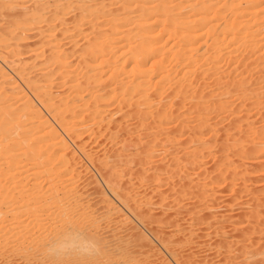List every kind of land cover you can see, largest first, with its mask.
Listing matches in <instances>:
<instances>
[{"label":"rangeland","instance_id":"1","mask_svg":"<svg viewBox=\"0 0 264 264\" xmlns=\"http://www.w3.org/2000/svg\"><path fill=\"white\" fill-rule=\"evenodd\" d=\"M118 1L120 2L113 0V5L116 4L113 6L112 0H0V98L6 103H1L0 99V111L9 114L16 121L12 129L21 125L20 131L16 133L13 131L8 140L0 144L10 147L23 141V144L34 140L42 141L43 137L46 140L54 129L61 133L58 147L65 145L69 147L70 152L75 150L76 161L71 165L75 169L73 172L78 175L75 186L78 190L83 187V190L86 189L82 190L85 193L83 197L86 198L85 195L88 194L90 202L96 203L95 201L101 199L97 193L106 192L105 203L93 207L94 214L109 212L106 215L108 224L105 226H108L106 237L111 249L108 253L110 260L107 258L106 264H264V89L260 94L261 99L257 100L250 97L246 101L238 99L239 92L238 95H234L235 97L228 99L229 111L218 112L214 110L216 105L211 104L212 101L209 102L217 95L216 82L212 81L216 73L210 72L205 75L206 80L195 82L197 86L200 83L206 86L197 87L195 83L193 84V90L200 92L206 89L202 92L205 96L212 94L206 96L208 103H204L203 108L209 105L207 109L186 104L182 110L175 111V117L169 116V120L166 117L167 121H161L160 124L154 122L152 111L157 107V97L160 93L163 96H167L168 93L166 83H162V91L156 97L158 92L155 87L167 76L168 80L173 82L171 84L181 77L178 75L180 68L178 71L173 69V64L169 66V63H177L172 60L175 59L179 46L175 39L162 36L166 24L159 21V14L146 12L140 19H150L141 23V28L152 26V29L151 33L143 37L153 40V48H156L159 54L155 59L152 57L143 69L154 68L151 66L154 62H160L161 66L157 74V70L151 73L153 77L146 88L148 92L146 97L149 98L148 102H151L149 103L151 105L137 106L138 109L135 110L136 101L132 98V93L128 90L124 94L119 91L120 85L127 89L129 86L139 85V77L135 81V77L126 75L128 70L133 68V63L128 69L120 67L124 71L118 77L104 68L107 75L104 76L102 85L99 84L100 86L98 85L90 94L83 92L72 103L76 110H80L85 102L89 106L91 104L100 108L103 106L109 111L115 109L122 111L110 119L114 121L124 118L121 123H115L118 128L110 124L108 129L105 128L107 131L100 130L99 134L103 139L99 138L98 134L96 135L98 138L95 137L96 141L92 136L90 138L88 134L79 131L76 126L81 118H86L89 110L79 113L78 116H81L79 119L75 118V121L74 114L71 116L70 113H62L63 117L57 115L58 111L55 108L61 106L59 110L61 111L66 105L64 103L68 104L77 93L75 85L79 82V77H75L74 69L78 67L75 63L79 57L75 54L76 49L91 43L104 31L120 28L119 26L125 24L123 27L125 29H122V26L120 28L122 32L132 28L130 20L135 14L125 15L132 12L131 10L134 11L136 5L127 7ZM161 1L168 2L174 11L173 14L180 16V21L188 16L187 7L194 3V0ZM250 1L252 0H220L216 4L209 3L201 9L199 7L195 9H199L200 13L208 9L215 10L216 15L212 16L213 18L225 19L228 23L235 20L234 23L239 24L243 20L239 18H244ZM178 2L180 6H177ZM260 2L256 14L264 11V0ZM177 34L176 30L175 35ZM144 43L146 44L145 41ZM237 46L239 45L234 47ZM56 56L59 59L63 56L67 58L58 61ZM254 58L255 56H251L250 59ZM59 63H62L63 67L57 70ZM67 63L70 64L69 68ZM219 66V72L225 77L220 81L223 86L227 85L229 77L234 78L231 81L234 84L239 80H248L243 87L250 86L248 89L251 91L259 86L258 82L264 87L263 62L260 69L262 72H259L258 68L251 73L250 79V75L248 74L247 79L248 75L243 70L241 72L240 68L237 71L233 69L235 65L229 68L228 63H222ZM40 74L43 81L39 83L40 87L36 88L35 93L41 92L42 102L40 97L37 96L39 99L35 95L34 97L31 91V86L37 82L36 75L39 77ZM200 88L203 89L199 90ZM254 90L253 94L256 93ZM42 92L51 95L49 102L45 100ZM122 95L124 101L133 105L132 107H128L126 103H119L123 99ZM100 96L103 98L106 96L107 99ZM128 96L131 100H128ZM26 100L31 101L28 103L31 107L29 110L24 108ZM84 106L81 110H85ZM211 109L213 111H210ZM36 111L39 115L33 120L34 125L45 123L53 125L51 127L53 130L50 128L51 130L40 133L41 139L31 135V129L27 126L30 122L26 121L29 119L28 114ZM56 115L60 118L54 117ZM176 117L177 121H171ZM61 121H64L63 124ZM22 124H26L28 128ZM199 125L204 126L203 129ZM6 126L8 129V125ZM13 134L29 136L14 142ZM199 143L204 145L201 146ZM49 144L50 142L37 143L32 149L41 153ZM52 149L55 154V148ZM24 152L23 145L18 146L15 155L20 156L19 161L27 160L21 157ZM90 153L93 155L92 163L87 158ZM55 155L54 158H57L58 155ZM8 156L9 154L0 151V181L3 175L1 171L6 167L3 165L7 162ZM103 160L108 162L107 168L104 167ZM31 162L29 161L30 164ZM40 162L46 163L43 159ZM20 165L22 164L17 166ZM52 167L57 169L56 164ZM132 173L134 175L131 177ZM41 176L37 183L44 187L45 178ZM21 179L25 177L20 176L13 183ZM27 180H30L29 187L33 179L27 178L24 182L27 183ZM104 180L108 181L109 186ZM25 183L22 187L27 186ZM7 187L11 186H5ZM104 205L106 210L102 211ZM1 210L4 211V208ZM8 213H5L7 217L11 215ZM1 259L0 262L4 264L6 259H3L4 262ZM6 262L5 264L8 263Z\"/></svg>","mask_w":264,"mask_h":264},{"label":"bare ground","instance_id":"2","mask_svg":"<svg viewBox=\"0 0 264 264\" xmlns=\"http://www.w3.org/2000/svg\"><path fill=\"white\" fill-rule=\"evenodd\" d=\"M219 1L220 0H208V1L207 0H194V3L196 4L193 3L187 7L188 16L184 18L183 20L181 19V21H180V16L173 14L174 11L172 7L167 4L168 2L166 3L161 0H120V2L118 1L119 3L123 2L122 4H124L127 7L128 5L130 7L133 4L136 5L134 11L131 10L132 12L126 13L125 15V16H129L130 14H133V15L135 14L134 17L130 20L132 21L131 23L132 28L130 30H127V29L125 31L123 30L124 34H120V33H123L121 30L125 29L123 27H125L126 24L124 26L121 25L122 29H120L121 26H119L120 28H115L116 26H114L115 29L111 30L110 29L111 27H109L110 21L108 20L109 25L107 27H109L110 31L109 30L104 31L99 36L97 35L98 38L97 39L95 38L93 41H91V43L85 46H81L79 49H76L77 51H75V54H77L78 55L77 57H79L78 62L75 63L78 65V67L74 69V72H76L75 77L77 78L79 77V82L76 83L75 85V88L77 89V93L70 100L71 102L68 101V104L64 103L66 105H64L61 111H59L61 106L58 107V109L55 108V110L58 111L57 115L60 114L61 116L62 113L63 114L70 113L72 116V114H74V121H75V118H78V119L80 118L81 115L78 116L79 113H83L84 111L87 112L89 110V113H87L86 118H81L82 120H79L78 123H76V126L79 131L88 134L89 137L92 136L93 138L92 137L90 138L94 140H96L95 137L96 135L100 133L101 129H104L105 131H107L110 124L116 127L117 124L115 125V123H118V122L121 123L124 118L123 119L121 118L119 120L117 119L114 121H111L110 119H112V117H114L117 112L119 111L122 112L121 110L115 109L114 111H109V110H106V108H103V106L102 108L94 104H91V106H89L88 104L86 105L85 102L83 104V106L84 105L86 106V108H84L85 110H81L83 106L81 107L80 110L79 109L76 110L75 109L76 106L75 108H73L72 105L74 104L72 103L74 102L75 98L79 96L80 94H83V92H87V94L88 93L90 94L91 92H93L95 88L98 87L99 84L102 85L103 78L105 75H107L106 71L104 72L105 69L106 70L109 69L110 71L113 72L111 74H113L115 77H118L120 73L124 71V70H121L120 67H122L123 69L125 68L128 69V67L130 65L132 66L133 63H134L133 68L131 67L132 69H130V71L128 70V73H126V75H131L135 77L134 79L135 81H137V77H139V80H140L139 82L141 84L139 83L138 86H134V85L129 86L130 87L129 89L125 87H121L120 85L119 91L122 92L123 94L127 93V90L132 93L133 97L132 96L131 97L134 98L136 101V105L134 104L135 110L138 109V107H142V106L146 107V104L151 105L149 104L151 102H148L149 98L146 97L147 96L146 93H148L146 88L149 83V80H151L152 79L151 77H153V74L151 73L153 71L155 73V71L157 70L156 71V74H157V72L161 70V66H160V62L159 63L154 62L151 65L154 68H151V69L149 68L148 70L143 69L145 68L144 65L150 62L149 60H151L152 57L153 59H155L157 55L159 54V52L155 50L156 48H153L154 47V44L152 43L153 40L151 38L146 39L143 37L144 35L151 33L150 31L152 29V26H149V27L142 26L145 28H141V23H144L146 20L150 19V18H147L146 20L140 19V16L146 12H151V13L155 12L159 14V17H160L159 21H162L163 23L166 24L164 28L165 31L162 34V36L163 37L166 36L168 39H172V40L175 39L179 46V49L175 53V59L172 60L174 62L176 61L177 63L176 64H174L173 62L169 63V66L170 64L171 65L173 64L174 65L173 69L174 68L178 69V71L180 68L178 75H181V77H179L177 81L174 80V84H171L172 81H169L168 80L169 76H167L164 79H162L161 82L157 86L155 85L156 87L153 86L155 87V90L158 92L156 93V97L159 95V92L162 91V88H161L162 83L163 84L166 83L167 90H168V91L166 90L168 92L166 94L167 96L165 95L163 96L160 93V95L157 97L158 99L157 100L158 103L156 102L157 107L156 108L153 107L154 111H152V114L155 120L154 122H157L158 124H160L161 121H164V122L167 121L166 117L167 119L170 118L169 116H172V115H174L172 117H175L176 116L175 113L178 112L177 110L178 109L182 110L183 107H186L185 106L186 104L187 106L190 105V106H195V107L196 106L201 107V109L203 110L207 109L209 105L206 106V108H203L204 107L203 105H205L204 103H208L206 96L207 95L210 96L212 94H206L205 96L204 95L205 93L203 94L202 92L205 91L206 89L202 91L201 89L203 88L199 89L201 90L200 92L193 90L194 89L193 84L196 81H198L197 83H199V80H206L205 75H208L210 72L216 73L214 77L215 79H213L212 81L216 82L215 84L217 87L215 88H217L216 89L217 93L215 92L214 93L215 95L216 94L217 95H216V98L214 99H210V100L208 99L209 102L212 101L211 104L216 105L214 107L215 111L219 112L221 110L223 111L228 110L229 108L228 101L235 94L238 95L237 93L239 92H240L239 97L237 96L238 99L240 98L245 101L250 98H254L256 100L261 99L260 94L262 93V89H264V87L263 85L260 86L261 85L260 82H258L259 86L255 84L257 88L255 90L253 89L256 92L253 94L252 92L253 90L251 91L250 89H248L250 86L248 88L246 86L243 87L244 83L246 84V82H249L248 80L247 81L239 80L240 81L239 82V81H236L237 79H235L236 81L235 82L236 85H235L233 82H231L232 80H234V78L231 79L228 77L227 80L229 82L227 81L228 82L227 85L231 82L232 84L231 83L230 84L232 86H230V84L228 86L224 84L223 86L222 83H220V81L225 77L223 76V74L219 72L220 70L219 65H221L222 63L223 64L228 63L229 68L232 65H235L233 69L237 71V69L240 68L241 72L243 70V72H245L247 75L248 74L250 75V77L249 75L246 76V78L249 77L250 79L252 72L257 70L258 68L259 70L262 68L261 67L262 62L264 64V50H263L264 49V11L256 14V8L258 7L257 5L261 2L260 0L250 1L248 3L247 13L245 14L244 18H239L243 20H241L239 24H237V23H234L235 20L228 23L226 22L225 19L213 18L216 15V12L215 10H212V9H208L205 12L200 13L199 9H201L203 6L209 3L213 5ZM111 3L112 5L114 4L113 0ZM180 5H181L180 2H178L177 6H180ZM196 7H199V9H195ZM256 17H258V19H255ZM125 20H126V17H125ZM113 21L115 22V19ZM113 25H116V23H113ZM240 25H241V28H239ZM176 30L178 31L177 35H175ZM141 32L145 34H142ZM115 34L116 35L120 34V35L116 36ZM144 41L146 42V44L144 43ZM135 45H138V46L136 47ZM235 45H239V46L234 47ZM39 55L42 56L41 54ZM184 55H186V57L183 58ZM251 56H255V58L251 60L250 59ZM61 58L66 59L67 57L63 56ZM53 59H55L54 56H53ZM56 59L58 61L60 60L59 57L57 56H56ZM58 61H55V63H58ZM62 63H59L57 65L56 67L57 70L63 67ZM36 65L38 64L36 63ZM66 65L68 67L70 64L67 63ZM71 65L73 64L71 63ZM240 65L241 67H239ZM109 70H108V73H109ZM176 71L177 70H174V72ZM262 71L264 74V67ZM262 71L260 70L259 72H262ZM32 72L35 73V71H32ZM228 75L226 74V76ZM40 76L42 77L41 74L39 75V77L36 75L35 81L37 82H35V84L31 86V91H32L33 96L35 95L36 97L37 96L40 97V101L42 102L41 92L40 94L35 93L36 88L40 87L39 83L43 81ZM142 81H148V82L143 83ZM195 86H197L196 83H195ZM198 86L203 87V86H206V84L203 85L202 83H200ZM233 87L234 89L236 88L237 89L232 90L231 88ZM251 93L252 95H250ZM42 94H44L43 96L47 98V99L45 98V100L49 102L51 95L49 93L47 94L44 92H42ZM104 94H106V92ZM103 96H100V98L104 99L106 97L105 96L103 98ZM122 96H123V99L119 103L121 104L126 103L128 107L129 106L132 107L133 105H129L128 102L124 101V95ZM127 98L128 100H131L129 96ZM211 98H213V96H211ZM77 99H80V98H77ZM29 100H26L27 102H25V105H24L25 110H29L31 108L28 105V103L31 102ZM1 101H2L1 103L6 104L2 99ZM192 101L193 102L197 101V102L193 103ZM212 109L210 111H213ZM137 111L139 112L140 110H137ZM53 114L55 113L53 112ZM36 115H39V113L37 114V111L30 112L28 114L29 119H27L26 121L27 122L29 121L30 125H27V126L30 127L31 135L33 137L36 136L37 139H41L42 136H39L40 133L46 130H49L51 127H53V125H51L50 123L49 124L51 126L46 123L41 124V125L39 124L38 126L34 125L33 120H36ZM57 115L54 117H59ZM130 116H133V115H130ZM61 117H63V115ZM177 120L178 119L176 117L175 120L172 119L171 121L175 122ZM63 122L61 121V124H63ZM15 123L16 121L9 114H6L4 111H0V141H1L0 143H5L8 140V137L11 135V133H13V131L14 133L20 131L21 125L17 126L15 129H12V126ZM5 124L8 125V129H6L7 126ZM26 124H22V125L26 126ZM199 127L202 128L204 126L199 125ZM237 127H239V125ZM116 128H118V126ZM28 136L27 134L26 135L25 134H20V135L13 134V141L18 142ZM100 137L101 135L99 134V138ZM42 139H43L42 141L34 140L31 143L26 142V144H23L24 142L23 141L20 144L16 143L10 147L4 146V144H0V151L9 154V156L6 157L7 162H5V164L3 165L6 167L5 169L1 171V173H3V175H1L2 176L1 180L3 182L0 181V257L3 259L5 258L6 261L8 262L7 263L5 261L7 264H104L107 261L108 253H109V250L111 249V248L109 249L110 244L108 245L109 241L107 240L108 231H106V227L108 226H105L108 224V223L106 224L107 222L106 215L109 212L106 213L105 211L100 214H96V213L94 214L93 210L95 208V205H98L99 203H103V204L105 203L104 197L106 195V192L105 191H100L98 193L96 192L97 194L101 196V199L99 201H95L97 204L93 203L92 201H91L92 203L90 202L89 200L90 197H88V194L85 195L88 198L87 197L84 198L83 195L85 193L83 191H85L86 189L83 190L84 189L83 187L82 189L78 190V187L75 186V183H77L76 179L78 178V175L73 172L75 169H73L74 167L73 165H71L73 164V162L76 161V160L74 161V155H75L74 151L75 150L70 152L69 147L65 145L58 147V145H60L59 141L61 140V133L55 129L54 131H51L50 136H48L46 140H45V137H43ZM42 142L44 143L50 142V144L47 145L45 147V150L42 151L41 153H38L37 151H33L32 149L33 146L37 143L39 144ZM203 143H199V145L201 144L202 146ZM20 145H23V148L25 149V152L21 155V157L23 156L27 159L26 161H23V162L21 160L19 161L18 158H20V156L15 155V153L18 152V146ZM52 148H55V151H56L55 154L58 155L57 158H54L55 154H53L54 149ZM90 155L91 153L89 154V157L87 158H89L90 160L88 159V161L91 162L93 159V155L91 156ZM152 155L151 157H153ZM42 159L44 160V162H46L45 164H42L40 162ZM29 161H32L31 164L29 163ZM102 162H104L103 164L104 167L107 168L108 162L106 160H103ZM27 163H29L30 166H28ZM18 164H22V165L17 166ZM54 164L57 165V169L52 167ZM133 173L132 175H130L131 177L134 175ZM41 175H43L45 178L44 187H41L40 184L37 183L42 178ZM20 176H24L25 179L32 178L33 180L30 182L32 185L28 187L29 185L28 182L30 180L29 181L27 180V183H25L24 182L25 179L23 180L21 179V180H18V182L13 183ZM107 182L108 181L106 180L105 183L107 184ZM10 183H13V184H10ZM24 183L27 186L23 185L22 187V184ZM7 185L11 187L5 188V186ZM46 185L47 187H45ZM59 187L61 188L60 190H59ZM110 187H112V185ZM113 190L114 189H112V191ZM104 206L105 207L102 206V209H101L102 211L106 208V205ZM1 208H4V211H2ZM5 213H8V215L9 214L11 215L7 217L6 216L7 214L5 215ZM162 216L164 217V215H161V217ZM70 228L79 229L81 231L87 232L95 236L102 244V247H103L102 255L95 259L71 258V259H68L62 262H57L47 257L44 253V248L46 244L48 243V241ZM159 235L160 234H158V236ZM3 259H1V261H3ZM108 259L110 260V258Z\"/></svg>","mask_w":264,"mask_h":264},{"label":"clouds","instance_id":"3","mask_svg":"<svg viewBox=\"0 0 264 264\" xmlns=\"http://www.w3.org/2000/svg\"><path fill=\"white\" fill-rule=\"evenodd\" d=\"M44 253L57 262L71 258L95 259L102 255L103 247L95 236L70 228L50 239L44 248Z\"/></svg>","mask_w":264,"mask_h":264}]
</instances>
